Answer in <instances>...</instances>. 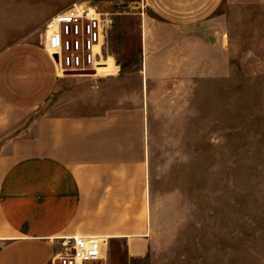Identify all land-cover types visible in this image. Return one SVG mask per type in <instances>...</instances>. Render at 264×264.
<instances>
[{
  "label": "crops",
  "instance_id": "obj_1",
  "mask_svg": "<svg viewBox=\"0 0 264 264\" xmlns=\"http://www.w3.org/2000/svg\"><path fill=\"white\" fill-rule=\"evenodd\" d=\"M123 1L0 0V22L26 36L42 29L0 48V264H50L70 236L105 240L108 264L119 243L128 253L153 250L147 101L124 99L119 50L111 42L109 56L108 37L104 60L114 68L106 73L62 76L41 45L46 21L75 3L108 13L113 39ZM141 1L162 25L195 31L223 2ZM143 55L141 92L146 55L163 53L144 37Z\"/></svg>",
  "mask_w": 264,
  "mask_h": 264
},
{
  "label": "rangeland",
  "instance_id": "obj_2",
  "mask_svg": "<svg viewBox=\"0 0 264 264\" xmlns=\"http://www.w3.org/2000/svg\"><path fill=\"white\" fill-rule=\"evenodd\" d=\"M118 19L109 56L119 50L124 99L147 101L156 228L151 252L119 243L110 264H264V0H223L196 31L162 25L141 0ZM23 31L0 22V48L42 29ZM144 37L163 55H146L141 92Z\"/></svg>",
  "mask_w": 264,
  "mask_h": 264
},
{
  "label": "built area",
  "instance_id": "obj_3",
  "mask_svg": "<svg viewBox=\"0 0 264 264\" xmlns=\"http://www.w3.org/2000/svg\"><path fill=\"white\" fill-rule=\"evenodd\" d=\"M112 24L108 13L75 3L46 21L41 45L62 73H96L107 56V34ZM104 242L96 236L64 237L50 264H108Z\"/></svg>",
  "mask_w": 264,
  "mask_h": 264
},
{
  "label": "bare ground",
  "instance_id": "obj_4",
  "mask_svg": "<svg viewBox=\"0 0 264 264\" xmlns=\"http://www.w3.org/2000/svg\"><path fill=\"white\" fill-rule=\"evenodd\" d=\"M108 63H109V62H107V61L104 62V64H108ZM101 66H104V65H101ZM101 66H100V67H101ZM100 67L97 68V70H96L97 73H106V72L109 71V70H108V71L98 72V69L100 70ZM60 72H61V71H60ZM61 73H62V72H61Z\"/></svg>",
  "mask_w": 264,
  "mask_h": 264
},
{
  "label": "water",
  "instance_id": "obj_5",
  "mask_svg": "<svg viewBox=\"0 0 264 264\" xmlns=\"http://www.w3.org/2000/svg\"><path fill=\"white\" fill-rule=\"evenodd\" d=\"M56 58V57H55Z\"/></svg>",
  "mask_w": 264,
  "mask_h": 264
}]
</instances>
